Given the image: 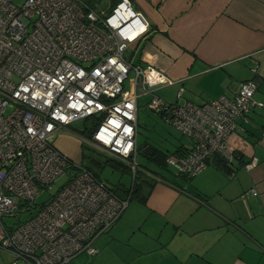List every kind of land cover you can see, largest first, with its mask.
Wrapping results in <instances>:
<instances>
[{"label": "built area", "instance_id": "built-area-1", "mask_svg": "<svg viewBox=\"0 0 264 264\" xmlns=\"http://www.w3.org/2000/svg\"><path fill=\"white\" fill-rule=\"evenodd\" d=\"M148 32L131 0L107 9L86 0H0V248L13 256L10 264H66L98 252L96 239L119 220L130 196L118 197L55 138L68 131L134 176L142 95L151 94L147 107L191 142L189 152L167 158L177 175L195 176L215 155L232 161L228 140L237 121L249 122L251 110L264 107L254 99L256 82L241 81L232 96L168 103L154 94L157 75L124 56ZM130 74V95L122 99ZM89 117L98 119L90 139L71 131ZM70 168L68 181L36 205L41 188ZM257 195L252 188L241 197Z\"/></svg>", "mask_w": 264, "mask_h": 264}, {"label": "crops", "instance_id": "crops-1", "mask_svg": "<svg viewBox=\"0 0 264 264\" xmlns=\"http://www.w3.org/2000/svg\"><path fill=\"white\" fill-rule=\"evenodd\" d=\"M109 1L107 8L117 0ZM131 1L148 19L149 32L129 46L127 60L157 75L154 92L175 84L176 102L201 103L232 96L241 81L252 79L254 99L264 103V0ZM248 117L229 136L234 157L223 168L212 158L191 179L148 172L155 182L143 192V222L124 212L96 239L92 264L103 256L99 239L106 246L129 242L131 231L139 235L122 264H264V107L253 108ZM137 147L139 152L138 140ZM190 148L188 139L169 155ZM252 188L257 196L241 197Z\"/></svg>", "mask_w": 264, "mask_h": 264}, {"label": "rangeland", "instance_id": "rangeland-1", "mask_svg": "<svg viewBox=\"0 0 264 264\" xmlns=\"http://www.w3.org/2000/svg\"><path fill=\"white\" fill-rule=\"evenodd\" d=\"M24 1L25 0H13L14 4L18 6H21ZM86 1L94 4V6L100 9L107 8V6L110 4L109 0ZM124 56L125 58L128 57V51H125ZM131 79L132 75L130 74L124 83V89L120 98L123 99L130 95L129 91L131 89ZM154 94L158 97L163 98L169 103H174L176 102L177 98V89L175 87V84H171L158 88L154 92ZM151 97V94H146L142 95L139 98V133L137 140L140 149L137 154L138 173L135 179L137 185H141V177L143 176L140 175H143L142 173H156L163 175L168 179H174L176 173V171L169 165H162L156 162L155 160H151L148 156L151 151H148L147 148H144V145L146 146L148 144H151L156 149H159L164 153L170 154L182 141H188L187 138L182 136L181 132L177 128L167 123L165 120L162 119L159 114L147 107V102ZM183 101L184 99L182 98L180 102ZM81 124V121L75 122L71 125V127L81 128ZM55 145L76 163L91 167L98 174L99 178L103 181V183L107 186L113 188H127L132 185L133 173L131 172V170L127 171V169H125V163L115 158L114 156L106 153L105 151L95 147L90 142L86 141L81 144L72 136L61 133L55 138ZM72 173L73 169L70 168L64 174L60 175L55 179L50 189L47 187L41 188L40 193L35 197V204L40 205L48 201L51 196L59 189V187L68 181ZM141 190H138L134 194L124 212L128 213L132 211L133 215L138 218L139 221L143 222V219L145 218L144 215L147 212L145 213V204L139 200L140 195L145 191ZM35 211L36 207L34 206L32 212ZM28 216V213L24 214L22 216V220L27 219ZM121 217L117 222H120V220H122ZM128 220H131L130 216H128ZM129 235L132 236L129 242H126L128 240H121L112 243L110 246H106V244L102 242V239H99L97 244H102L101 250L103 251V256L98 258L95 264H122L121 261L123 257L128 258L129 254L134 253L132 248V242L133 239H136L139 234L135 232V234L132 235L131 231ZM92 259L94 258H91L88 254L83 253L79 255L76 260L68 262L66 264H92ZM12 261L13 256L10 254V252L0 248V264H10Z\"/></svg>", "mask_w": 264, "mask_h": 264}, {"label": "trees", "instance_id": "trees-1", "mask_svg": "<svg viewBox=\"0 0 264 264\" xmlns=\"http://www.w3.org/2000/svg\"><path fill=\"white\" fill-rule=\"evenodd\" d=\"M88 2V1H87ZM89 3V2H88ZM91 4L92 6L94 4L92 3H89ZM98 119H93L92 117H89L87 119H85L82 124H81V128H75V127H70L71 131L72 132H75V133H78L80 134L81 136L87 138V139H90L91 137V133L93 131V129L95 128V126L97 125V122ZM144 148H147L148 151H151L148 156L151 160H155L156 162L160 163V164H164L166 165L167 164V158L170 156L169 154L167 153H164L162 151H160L159 149H156L155 147L153 146H148V145H144ZM178 151V150H177ZM175 151L173 154H176ZM178 153V152H177ZM213 158H216L218 159L220 166L223 168L224 167V164H225V161L228 163V160H226L224 157L222 156H219V155H215ZM224 163V164H223ZM126 165V164H125ZM168 165V164H167ZM85 166V165H84ZM88 169H90L94 175L99 179V176L98 174L89 166H86ZM125 169H127V171H130V168L126 165L124 166ZM138 173V170L136 171L135 175L133 176V182H132V185L130 187H119V188H113V187H108L110 188L118 197L120 198H126L128 196H130V200L131 198L134 196V194L138 191V190H141L142 188H144L147 193H149L153 187V184H154V179H150L147 177V175L145 173H142L143 175H140V176H143L141 177V185H137L136 182H135V179H136V175ZM179 176H182V177H185L186 179H191L194 175H179ZM102 181V180H101ZM137 185V186H136ZM142 189V190H144ZM141 190V191H142ZM140 201L142 202H145L146 200V195H144L143 193L140 195V198H139Z\"/></svg>", "mask_w": 264, "mask_h": 264}]
</instances>
